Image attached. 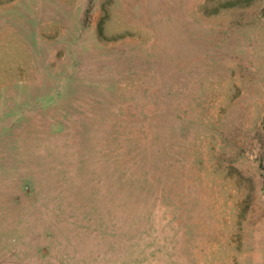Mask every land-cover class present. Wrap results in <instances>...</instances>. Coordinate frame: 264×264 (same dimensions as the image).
Here are the masks:
<instances>
[{
	"label": "rangeland",
	"instance_id": "obj_1",
	"mask_svg": "<svg viewBox=\"0 0 264 264\" xmlns=\"http://www.w3.org/2000/svg\"><path fill=\"white\" fill-rule=\"evenodd\" d=\"M0 264H264V0H0Z\"/></svg>",
	"mask_w": 264,
	"mask_h": 264
}]
</instances>
